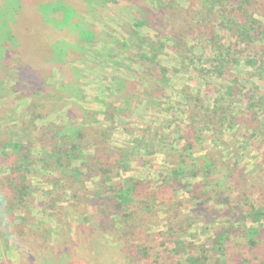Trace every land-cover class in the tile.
Returning <instances> with one entry per match:
<instances>
[{"label": "rangeland", "instance_id": "obj_1", "mask_svg": "<svg viewBox=\"0 0 264 264\" xmlns=\"http://www.w3.org/2000/svg\"><path fill=\"white\" fill-rule=\"evenodd\" d=\"M36 1L0 0V44H6L2 37L8 36L9 24L17 22L16 17L22 23L26 19L16 29L24 43L39 46L56 33L54 45L59 42L67 46L64 50L74 49L72 63L84 72L79 76L72 73L77 83L70 86L64 73L53 71L49 85L64 90L59 94L61 103L48 117L34 107L36 101L3 86L0 128L4 138L29 140L43 172L37 166L28 174L33 194L26 219L7 206L6 212H0V264H216L220 256L214 252L213 238L229 223L234 226L227 249L219 252L226 255L227 264H238L239 258L243 264H248L249 257L262 260V248L251 250L241 229L245 221L242 209L264 204V73L243 61L229 70L214 68L219 55L211 46L210 30L203 28L201 13L210 8V2L46 0L36 8ZM36 13L44 16L43 24ZM60 13L68 24L62 25L67 21L64 18L53 19ZM138 17L147 19V26L140 29L135 23ZM88 31L98 40H90ZM174 31L182 32L180 41ZM133 32L149 36L155 44L158 56L152 72H148V60L142 61L136 53L128 56L130 62L115 51L106 56L107 47L116 41L119 47L131 48L136 43ZM214 37L218 45L228 47L229 34L218 30ZM81 42L90 43L85 53L79 52ZM95 50L101 53L99 58ZM88 60L93 61L89 68L85 65ZM161 75L164 84L156 82L151 87ZM120 76L129 80L134 100L122 106L117 103L119 116L105 120L100 101L118 98L123 103L122 93L104 99L107 85L112 86L113 78ZM230 86H234L232 95L226 93ZM148 88L152 90L145 96L138 95ZM75 101L84 109L94 108L98 117L85 113L82 118L83 111L79 119L73 115L70 119L64 111ZM200 105L234 109L238 119H225V114L210 122L198 113ZM80 125L95 127L97 138L90 137L88 147L81 141L85 149L69 167L60 166L55 155L43 153L38 139L47 143L68 137L67 131ZM97 151L101 160L118 165H106L114 176L106 185L95 174V163L89 162ZM2 161L0 157V175L5 172ZM130 180L139 185L134 188ZM199 186L212 192L200 194ZM128 187L131 199L122 205L130 214L125 219L129 226L122 228L121 218L113 210L119 203L116 195ZM192 191L198 197L192 198ZM21 222L18 237L14 224ZM246 223L251 225L250 220Z\"/></svg>", "mask_w": 264, "mask_h": 264}, {"label": "trees", "instance_id": "obj_2", "mask_svg": "<svg viewBox=\"0 0 264 264\" xmlns=\"http://www.w3.org/2000/svg\"><path fill=\"white\" fill-rule=\"evenodd\" d=\"M107 1L111 2L113 0ZM36 2L37 3L35 7L37 8L39 4H43L46 2V0H37ZM207 2H210V4L206 3V5L208 4L210 8L206 7L205 11H201V13L204 12V16L202 17L203 28L205 27L206 29L210 30L209 33L211 34V38L209 40L212 43L211 46L215 53L219 55L215 61L214 68L225 67V69L228 68L229 70L232 69L234 65H237L243 61L247 66L258 70L259 74L264 73V0H207ZM41 8L42 7H40L39 10H41ZM27 9H25V11H27ZM36 14L38 20L40 18L43 24V21H45L44 16L39 13ZM24 15L25 14L22 11L23 20L25 19ZM16 18L17 22L9 24L10 29L8 31V36L6 37L4 35L2 37V41H6V44H0V94L4 85L5 87H11V93L16 95L18 94L19 96L30 97L32 101H36L37 103L34 102L36 106L33 103L34 107L39 112H41V116L43 115L44 117H48L55 106L61 103L62 98L59 96V94H61V90L62 92L64 90H54L49 85V77L52 75L53 71L59 70L65 74L64 76L67 77L66 79L68 80L70 86H76L77 81L73 79L72 73H76V75L79 76V72L81 70H78L77 68L80 65L72 63L73 61L70 56H72L74 49L69 48L64 50V48L67 46L64 47L59 42L54 45V42H56V33L53 32L56 29L55 27L51 26L52 32L55 33L54 35L52 34L53 38H49L48 40L41 42L39 46L32 47L28 41L27 43H24L25 39L21 37L16 31L19 25L25 23L27 20L25 19L22 23V21H18V17ZM63 18L64 15L60 13L53 19H58V21H61ZM138 18V21L135 23L140 27V29L147 26V19H143L142 17ZM66 20L67 19L64 18L63 22ZM68 22L69 20H67L62 25H66ZM174 28L175 27H173L172 30H175ZM218 30L229 34L230 41L227 48L225 45H218L214 37ZM88 32L91 33L90 40H98L99 37L94 34L93 31ZM136 32H133L132 35L134 40H136V43L131 45V48L124 44H121L122 46L119 47L118 42L116 41L115 45L107 47L106 56H111L112 52L115 51L119 55H125V58L123 57L122 59H129L130 57L128 56H132L136 53L142 61L146 62L148 60L150 64V69L148 72H152V70L155 69L153 65L155 64L156 57L158 56V54L155 52V44H153V41H151L152 39L149 36ZM73 33L75 34V32ZM173 33L176 37V41H180L183 37V34L180 31H174ZM16 34H18L20 38H17ZM124 37L125 38H122L126 40V36ZM138 41H141V44H139ZM89 44L90 43L86 45L85 42H81L78 48L79 52L85 53L87 50H89ZM29 46H31L33 49H30ZM61 48H63V50ZM224 49H227L225 51L226 53H224ZM95 52V57L99 58L101 53H97V50H95ZM93 61L97 62L98 59H93ZM93 61H89L85 64L87 68H89V64H93ZM127 61L130 62L131 60L129 59ZM116 62L119 61H115V63ZM82 72L84 71H81V73ZM219 72L220 73L218 75L223 76L224 73L222 71ZM6 74L11 76L12 81L11 78L10 81L6 79ZM5 80L7 81V85L4 82ZM164 81L165 77L161 75L158 81L151 83V87H155L156 82L157 84H164ZM236 81L237 79L235 82ZM111 84L112 86L110 84L107 85V95L105 93L104 99H109L112 94L116 93H122L121 97H124L123 103H121L118 98L115 99L116 101L114 100L107 102V99L105 101H100L105 120L106 117H108L111 121H113L116 116H119V111L121 109L120 107H117L116 104L118 103L120 106L126 105L129 101L134 100V98L133 92L128 90V87L130 88V82L127 78L121 76L117 78L115 77L113 78V81H111ZM62 86H65L64 83ZM150 90H152V88L146 89L145 92H138V95L145 96L147 91ZM226 93L228 95H232L234 93V86H230ZM52 104L56 105L53 106ZM197 108L199 112L195 110L194 112L200 113L202 118H205L210 122H216V120L218 121V118H220V116H224L225 114V119H238V117H234L233 115L234 109H227L228 111H225L226 109L223 107L217 106L214 107V109H205L203 105H200ZM87 109L82 108V106H80L79 103L75 101L71 103L69 110L64 112L68 113L70 119V115L78 118L83 111L85 112H83L84 115L82 118L86 116L85 113L90 116L94 114L95 117H98L97 113L94 111V108L87 107ZM225 119L222 117V122L220 123L221 125H223ZM240 125H242V122H240ZM67 132V134H69L68 137L64 135L47 143H42L38 139V144L42 147L43 153L46 155L48 153L55 155V157H57L58 164L63 167H69L74 159L79 158L80 154L85 149L83 147L90 146L89 138L95 137L96 139L97 135L95 132L98 133L95 127L89 125H80L77 130L71 128ZM75 133H79L80 135H78L76 138H73ZM81 141H84L83 147L80 146ZM190 145L191 143H188V146ZM33 146L34 145H31L29 140L25 143L22 140L17 141L14 137L7 139L4 138V130H1L0 128V157L3 159L2 164L5 167H3L5 170L4 174L0 175V212H6L7 209L12 213L19 211L23 213V219L27 218L26 213L28 210V205L31 204L30 200L33 194V189L31 187L28 174L32 169L35 170L37 166V169L43 172V165H38L41 164V160L39 159L38 161L33 155ZM98 154L99 153L97 151L95 154L91 155L89 157V162L93 161L95 163L93 165L94 172L100 177V182L103 183V185H106L107 182H109L114 177L110 175V171L106 168V165L113 168H117L118 165L117 162L106 163L105 161L101 160V156ZM174 173L178 176L176 169L174 170ZM177 176L175 177L178 178ZM130 182L133 183L134 188H136L135 186L139 185V181L130 180ZM178 182L180 185H182V182L181 180L179 181V178ZM124 186H127V184ZM139 187H141V185ZM199 188L200 194L203 195H208L212 192H205L200 186ZM130 191H132V189L128 187L126 188V192L120 191L118 195H116L119 199V203L116 204L113 213L114 216H119V218H121L120 225L122 228H127V226H129L125 219L126 217H129L130 214L127 212V210L124 211L125 207L122 204L128 203L130 201ZM197 191H192L190 193L192 198L198 197V194H195ZM261 205L262 206L257 208L255 205L249 204L247 207L242 209V213L245 214V221L241 231L247 246L250 247L251 250L252 248L259 246L262 248L261 251L264 252V204ZM5 206H7V209ZM249 220L251 221V225L247 226L246 222ZM22 223L23 222L14 224V231L16 230V236L18 237L20 235L18 234L17 230L23 226ZM98 224L101 226L100 221H98ZM233 226L234 225L231 223L228 225H223L219 231L215 233L213 238V248L214 252L218 254L216 256H220L218 257L217 261H214L216 264L228 263V261H225L226 255L224 253L220 254L219 252L225 251L227 249V243L230 240V228H233ZM178 227L181 230L183 228V223H178ZM176 233L178 234L179 231ZM238 261H240L238 264H243V260L240 258ZM248 261V264H264V255L262 260H259L258 262H255V259L251 257H249Z\"/></svg>", "mask_w": 264, "mask_h": 264}]
</instances>
